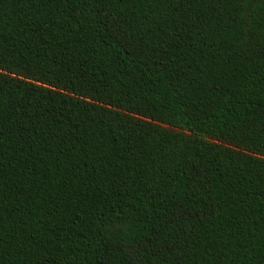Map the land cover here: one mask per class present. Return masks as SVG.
<instances>
[{
    "label": "trees",
    "instance_id": "1",
    "mask_svg": "<svg viewBox=\"0 0 264 264\" xmlns=\"http://www.w3.org/2000/svg\"><path fill=\"white\" fill-rule=\"evenodd\" d=\"M0 264H264V0H0Z\"/></svg>",
    "mask_w": 264,
    "mask_h": 264
}]
</instances>
